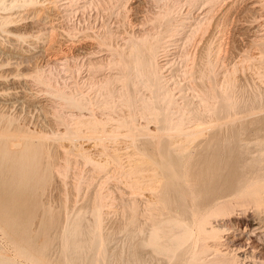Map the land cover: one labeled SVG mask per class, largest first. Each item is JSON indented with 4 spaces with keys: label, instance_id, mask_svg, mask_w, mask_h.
I'll return each instance as SVG.
<instances>
[{
    "label": "rangeland",
    "instance_id": "rangeland-1",
    "mask_svg": "<svg viewBox=\"0 0 264 264\" xmlns=\"http://www.w3.org/2000/svg\"><path fill=\"white\" fill-rule=\"evenodd\" d=\"M0 2V132L18 134L16 141L12 137L17 147L8 142L7 148L15 158L27 151L28 168L36 171L16 185L15 197L35 202L34 213L60 209L69 219L80 214L86 225L96 223L106 247L98 255L107 254L103 260L96 251L99 264H115L122 228L137 213L142 225V213L121 201L128 195L120 172L135 155L136 141L159 136L160 117L173 129L198 123L202 137L221 128L247 136L264 118V0ZM134 42L151 49L157 91L147 86L139 59L132 62ZM24 137L31 140L26 151ZM5 141L0 136V151ZM244 141L253 149L250 156L258 157L260 138ZM226 220L232 232L224 238L234 246L250 237L234 225L244 221L240 211ZM19 245L0 228V262L36 264L19 254ZM47 256L54 264V253Z\"/></svg>",
    "mask_w": 264,
    "mask_h": 264
},
{
    "label": "bare ground",
    "instance_id": "bare-ground-1",
    "mask_svg": "<svg viewBox=\"0 0 264 264\" xmlns=\"http://www.w3.org/2000/svg\"><path fill=\"white\" fill-rule=\"evenodd\" d=\"M4 9L0 2V10ZM134 43L129 53L133 55L132 62L139 59L143 74L149 78L146 79L149 82L147 86L157 91L155 80L158 78L154 81L151 79L154 70V67L151 69V49ZM119 54L126 63L125 55ZM203 91L206 93V89ZM160 118L162 128L158 130L159 136L151 133L154 136L149 134L150 137L136 141L135 155L128 158L127 169L120 172L123 192L128 195L121 201L133 205L135 212L142 213L143 219L142 225L139 224L137 213L134 220H129L122 228L123 242L120 252L114 254L115 264H264V243H257L264 240V118L246 133L247 136L243 135L244 131L235 129L221 133V128L205 137L201 136L203 128L199 129L198 123L186 129L176 126L173 129L167 127L165 117ZM31 134L30 137H33ZM11 135L0 134L7 139L0 151V188L2 184L4 190L8 189L5 200L0 201V228L20 242L19 254L36 264H47L49 250L55 255L54 264H97L101 259L96 261V258L107 254L98 255L100 246L105 250L106 247L98 241L96 223L86 225L80 214L69 219L65 212L60 213V209L55 213L46 210L42 214L34 213L35 202L21 201L20 197H15L16 185L29 182L36 171L28 168L30 162L26 150L31 141H27L29 137H24L21 143L25 146V154L15 158L7 146L13 144L12 137L15 139L18 134ZM250 135L261 140L258 148L261 151L256 158L250 156L252 148L243 146ZM16 144L13 145L17 147ZM121 166L120 163V170ZM44 170H41L42 175ZM93 210L96 212L97 207ZM238 211L244 215V221L234 225L238 227L240 224L242 232H249L250 237L252 234L262 235L257 237L256 243L247 237L243 243L234 246L233 240L224 238L232 231L230 227H225L223 220L233 218ZM26 243L27 246H24ZM96 251L98 256L95 255ZM104 256L103 260L107 257ZM0 264L13 263L2 260Z\"/></svg>",
    "mask_w": 264,
    "mask_h": 264
}]
</instances>
